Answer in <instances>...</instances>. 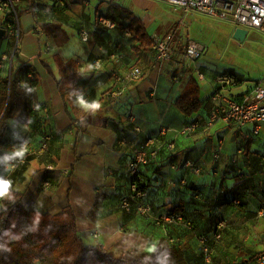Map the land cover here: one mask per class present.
<instances>
[{
  "label": "crops",
  "instance_id": "0c3cea01",
  "mask_svg": "<svg viewBox=\"0 0 264 264\" xmlns=\"http://www.w3.org/2000/svg\"><path fill=\"white\" fill-rule=\"evenodd\" d=\"M133 1L141 11L148 12L159 2L88 0L83 13L66 10V0L62 11L54 4L52 10L37 5L31 11L26 6L32 22L27 25L29 32L25 29L14 63L29 69L37 87L31 106L7 120L8 147L1 150L0 182H10L8 190L22 194V205L28 212L56 215L70 205L84 245H103L115 257L132 250L151 254L165 240L182 252L184 264H205L200 237L211 236L217 223L226 221L228 228L216 245L212 264H253L249 260L264 252V143L257 141L264 134V125L258 136L251 126L234 128L220 122L209 127L211 97L218 89L216 77L231 73L219 72L216 59L204 61L203 56L190 68L180 70L177 82L172 81V64L155 62L152 47H138L139 38L130 31V25L136 27L138 21L150 35L154 17L148 14L118 21L107 11L109 5L126 8ZM101 4V13L116 22V29L93 26ZM3 21L6 19L0 18V29L6 31L0 42V60L9 54L14 41L12 23ZM83 29L90 32L88 42L81 39ZM188 39L194 40L191 35L184 41L174 39L176 58L185 51ZM56 55L65 62L79 63L74 95L62 97L58 91ZM135 66L143 70L144 77L128 86L117 106H107L103 96L112 88L115 76H124ZM197 71L204 74V80L199 79ZM0 77H6L4 72ZM192 77L199 81L202 107L192 116H185L176 101ZM239 77L229 92L238 99L264 84V78ZM33 103L48 107L51 120L33 111ZM129 115L150 137H159L163 127L173 131L169 137L176 136V154L163 150L142 169L150 183L146 202L161 207L162 212L178 209L175 212L194 220L193 228L157 226L150 218L123 211L120 199L129 192L132 157L130 128L123 121ZM75 120L81 121L77 129L72 128ZM194 120H199L202 127L191 138L177 135ZM44 133L53 135L47 149L8 174V161L23 152L25 142L34 151L39 150ZM121 140L127 142L126 146ZM186 160L200 164L202 173L197 176L183 168Z\"/></svg>",
  "mask_w": 264,
  "mask_h": 264
},
{
  "label": "built area",
  "instance_id": "2783aa9c",
  "mask_svg": "<svg viewBox=\"0 0 264 264\" xmlns=\"http://www.w3.org/2000/svg\"><path fill=\"white\" fill-rule=\"evenodd\" d=\"M21 1V0H17ZM180 8L186 11H195L201 14L211 16L213 18L231 19L235 28L256 29L264 31V0H156ZM88 4V0L84 1ZM54 8L60 10L65 7V0H53ZM16 11L12 0H0V18L6 19L7 16L14 14ZM4 23V21L2 22ZM96 27L104 30H114L117 28L114 22L107 15L101 13L96 17ZM19 24V21H18ZM38 35H41V30H36ZM83 42L90 40V32L83 29L80 32ZM175 34H168L166 37L156 39L152 49L154 51L155 62L162 64H172L173 73L172 81L179 80V72L182 69L190 68V66L201 59L207 47L204 43L188 39L185 51L177 58L174 49ZM17 47V46H16ZM15 47V50L17 49ZM117 56H112L114 59ZM14 63V55H4L0 60V72L7 69V75L11 77L12 66ZM197 76L200 80H204L203 73L197 71ZM144 77V72L140 67H133L126 75H116L111 89L103 96V102L109 107H115L126 94V90L130 84L141 80ZM27 78L32 79L31 73ZM238 83L236 74H219L216 77L218 89L211 97L212 109L210 111L207 125L214 126L220 122L225 123L234 128H243L251 126L253 134L258 136L261 133L264 125V84L256 85L248 96L238 99L230 95V90ZM32 110L43 114L46 120H51V112L48 107L33 103ZM124 126L130 128L132 157L129 164V193L121 200V207L124 211L130 212L133 209L143 217L151 218L157 225L181 223L186 226H191L190 222H186L181 214L164 212L158 216L153 215L152 206L144 203L147 193L139 188L141 180L140 169L156 160L162 151L166 149L172 154L177 153L176 136L169 135L173 132L169 128L163 127L159 133V137H150L146 134L143 128L136 123L133 115L126 116ZM81 125L80 120H75L72 128L77 129ZM202 123L199 120L192 121L177 135L188 139L191 138L200 128ZM51 133H44L42 136L41 147L34 151L28 142L23 144V156L17 155L10 159L6 166L8 174L16 172L18 169L28 163V158L44 152L47 149L48 143L52 138ZM143 137V141H141ZM123 146H126V141L121 140ZM183 168L191 169L193 173L199 176L202 173V166L193 163L191 160H186ZM185 182V180L183 181ZM4 207V195L0 196V212ZM228 226L226 221H221L215 228L214 239L220 240L223 236V230ZM202 253L204 255L205 264H212L214 249L210 244V239L202 237L201 240ZM257 264H264V254L257 259Z\"/></svg>",
  "mask_w": 264,
  "mask_h": 264
},
{
  "label": "trees",
  "instance_id": "16d2710c",
  "mask_svg": "<svg viewBox=\"0 0 264 264\" xmlns=\"http://www.w3.org/2000/svg\"><path fill=\"white\" fill-rule=\"evenodd\" d=\"M30 7L31 11H34L37 4L32 3ZM135 24L137 25L136 27L130 25V31L133 35L138 36L140 41L138 47H152L154 41L143 25L138 24V21ZM54 58L59 70L57 85L59 93L62 97L76 94L79 76L78 61L69 60L65 62L58 55ZM29 72V69L24 66H15L13 63L11 77H0V118L6 108L9 97L8 108L4 118L0 122V155L1 150L8 147L5 140L7 120L13 118L21 109H28L31 106L33 93L37 87V80L26 78ZM236 76L239 81V75L236 74ZM200 90L199 81L196 78H190L182 94L176 101V107L185 116H192L201 109ZM164 150L167 151L166 149ZM150 164L143 166L142 169L148 167ZM142 169H140L141 180L139 188L144 190L148 196L150 183L146 182ZM122 198L120 199V204ZM146 198L144 199V203L152 206L154 216L164 213L161 207L158 208L152 203L146 202ZM22 200V194L14 190H7L6 194H4V207L0 212V264H184L185 262L182 252L175 246L169 245L165 240H161L151 254L132 250L123 253L119 257H115L103 245L86 247L79 235L76 215L70 205L65 207L60 213L51 215L37 211L28 212L22 205ZM175 211L179 210L174 209L167 212L174 213ZM126 213L141 216L135 209ZM175 213L181 214V212ZM181 215L186 222L191 223V226L181 223L164 225H183L193 228L194 220L188 218L185 214ZM153 223L157 225L154 221ZM227 228L228 226L223 230V236L220 240L214 239L215 231H213L211 236L203 235L200 237V240L202 237L210 239V244L214 249V256L216 245L222 242ZM262 254L264 252L260 253L258 257ZM252 260L253 264H257L255 258ZM240 264L247 263L241 262Z\"/></svg>",
  "mask_w": 264,
  "mask_h": 264
},
{
  "label": "rangeland",
  "instance_id": "374dc122",
  "mask_svg": "<svg viewBox=\"0 0 264 264\" xmlns=\"http://www.w3.org/2000/svg\"><path fill=\"white\" fill-rule=\"evenodd\" d=\"M84 1L66 0V6H68L66 10L71 9L83 13L85 11ZM52 2L53 0H12L16 11L14 14L7 16L5 21L6 23H12V31L14 33V41L8 56L14 55L15 60L19 44H21L24 34L29 32L27 25L32 22V19L29 12L26 11V6L30 7L32 3H36L39 6L46 7L48 10H52ZM156 4V7L151 12L141 11L134 1L133 3L129 2L126 8L119 7V4L109 5L107 11L110 15H114L118 21L121 18L135 20L147 17L149 14L154 17L149 30L153 39H161L168 34L174 33L176 40L181 38L184 41L187 36L191 35L194 40L204 43L207 47L205 57L202 60L213 61L216 59L215 65H217L218 70H221L219 72L238 74L253 80L264 78V31L247 29L249 32L247 38L243 42H239L233 38L235 26L231 19L213 18L199 12L182 10L163 2H156ZM102 7V4L99 5L96 14H94L95 16L103 12ZM94 21L96 22V17ZM95 22H93V26L96 27ZM195 25H201L202 28L194 27ZM183 41L181 44H183ZM15 46H17L16 50ZM4 74L7 75V69ZM257 141L264 143V134ZM227 202L228 200L225 201V203ZM258 255L256 254V257H254L256 260Z\"/></svg>",
  "mask_w": 264,
  "mask_h": 264
},
{
  "label": "water",
  "instance_id": "95a60500",
  "mask_svg": "<svg viewBox=\"0 0 264 264\" xmlns=\"http://www.w3.org/2000/svg\"><path fill=\"white\" fill-rule=\"evenodd\" d=\"M248 33L249 32H248L247 29H244V28H235L234 33H233V38L235 40L239 41V42H243L247 38ZM5 35H6V31L3 30V29H0V42L5 37ZM8 104H9V97H8V102H7L6 108H5L3 114H2V116L0 118V122H1V120L5 116L6 110L8 108Z\"/></svg>",
  "mask_w": 264,
  "mask_h": 264
},
{
  "label": "clouds",
  "instance_id": "9594fccd",
  "mask_svg": "<svg viewBox=\"0 0 264 264\" xmlns=\"http://www.w3.org/2000/svg\"><path fill=\"white\" fill-rule=\"evenodd\" d=\"M96 105H94L95 107ZM17 155L23 156V153H17ZM10 182H0V196L6 194L8 188L10 187Z\"/></svg>",
  "mask_w": 264,
  "mask_h": 264
}]
</instances>
